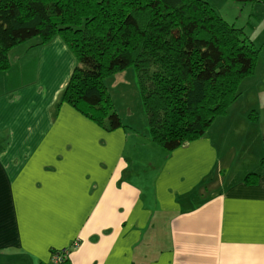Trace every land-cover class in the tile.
<instances>
[{
	"label": "crops",
	"instance_id": "obj_1",
	"mask_svg": "<svg viewBox=\"0 0 264 264\" xmlns=\"http://www.w3.org/2000/svg\"><path fill=\"white\" fill-rule=\"evenodd\" d=\"M35 45L0 71V264H52L75 240L70 264H264V43L229 113L171 152L122 113L119 80L127 127L62 102L75 57L60 37Z\"/></svg>",
	"mask_w": 264,
	"mask_h": 264
},
{
	"label": "trees",
	"instance_id": "obj_2",
	"mask_svg": "<svg viewBox=\"0 0 264 264\" xmlns=\"http://www.w3.org/2000/svg\"><path fill=\"white\" fill-rule=\"evenodd\" d=\"M34 37L64 41L76 64L61 101L107 131L127 127L109 81L133 67L151 141L168 152L229 113L260 53L207 0H0V71L11 66L10 50ZM259 178L251 172L244 182Z\"/></svg>",
	"mask_w": 264,
	"mask_h": 264
},
{
	"label": "rangeland",
	"instance_id": "obj_3",
	"mask_svg": "<svg viewBox=\"0 0 264 264\" xmlns=\"http://www.w3.org/2000/svg\"><path fill=\"white\" fill-rule=\"evenodd\" d=\"M207 1H209V3L212 4L219 11L222 17L225 18L227 21H229L230 23H234L238 27H243L244 31L254 42L255 46L259 47L261 50V43H264V5L262 3L253 2L243 4L235 0ZM38 41L39 37H34L15 46L12 50H10L11 56L15 57L20 55V52L16 49V47H38V45H35ZM40 50L41 49H38L34 55L33 53H29V58L26 59L25 64L30 66L39 61L41 57ZM38 68L39 62L36 64L34 74H37ZM27 71H30V69L28 68ZM127 72L128 73H126V75H124L125 73H123L116 77H112L109 82L111 83L112 80H119V83L122 84V88H120V91H122L121 100H123V102L121 104L119 103L120 95L117 94L119 108L122 109V113L124 115L125 113L129 112V109H131L130 118H135V124L137 125V127H139L136 129H138L140 133L144 135L146 133V130L148 129L147 127H145V114L141 104V96L136 78L137 76L133 67L129 68ZM114 86H116V84ZM109 89L111 91L110 86ZM209 131L210 129L208 130V133Z\"/></svg>",
	"mask_w": 264,
	"mask_h": 264
},
{
	"label": "built area",
	"instance_id": "obj_4",
	"mask_svg": "<svg viewBox=\"0 0 264 264\" xmlns=\"http://www.w3.org/2000/svg\"><path fill=\"white\" fill-rule=\"evenodd\" d=\"M73 245L74 246H78L79 245V241L75 240L73 242ZM62 252L66 253L68 255V248H63V249H60L57 252L53 253L51 255L52 264H63L64 257L62 255ZM70 254H71V252H69V258H70Z\"/></svg>",
	"mask_w": 264,
	"mask_h": 264
}]
</instances>
